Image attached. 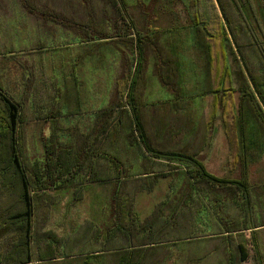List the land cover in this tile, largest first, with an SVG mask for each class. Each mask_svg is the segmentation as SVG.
Returning a JSON list of instances; mask_svg holds the SVG:
<instances>
[{
    "label": "trees",
    "instance_id": "trees-1",
    "mask_svg": "<svg viewBox=\"0 0 264 264\" xmlns=\"http://www.w3.org/2000/svg\"><path fill=\"white\" fill-rule=\"evenodd\" d=\"M84 1L92 19L90 30L75 37L83 43L75 65L62 68L52 83L26 68L20 98L0 84V264L58 256H83L81 264H243L250 252L236 235L245 229L253 232L258 264H264L257 238L264 220L251 217L249 182L250 167L264 158V0ZM161 5L182 6L188 23L153 25ZM131 8L151 24L138 29ZM99 14L107 17V29L100 28ZM184 33L196 44L204 72L188 84L172 67L179 60L165 61L163 46L186 42ZM84 52L89 60L82 64ZM147 63L169 95L165 102L148 98ZM164 64L169 75L163 74ZM117 75L113 100L94 109L100 82L110 89ZM219 118L239 180L213 176L198 159ZM37 121L50 128L42 159L32 158L26 145L27 125ZM168 177L166 198L140 220L136 196ZM94 184L112 188L108 226L97 235L62 239L43 230L59 202L51 191L74 188L77 201ZM211 189L229 191L232 198L212 199ZM239 192L243 201L233 198ZM246 216L252 222L241 225Z\"/></svg>",
    "mask_w": 264,
    "mask_h": 264
},
{
    "label": "crops",
    "instance_id": "crops-1",
    "mask_svg": "<svg viewBox=\"0 0 264 264\" xmlns=\"http://www.w3.org/2000/svg\"><path fill=\"white\" fill-rule=\"evenodd\" d=\"M85 3L84 0H0V84L7 94L13 98H20L23 95L26 91L24 84L29 77L28 68H36V74L39 80L52 83L54 80L60 79L59 76L61 75L62 68H69L76 64L77 54L83 51V48H80L83 43H76L75 37L83 31L90 30L87 29V26L90 24V19H92V15L89 12L91 9L90 7H85ZM133 10L134 8L130 10L132 17ZM164 13L170 17V22L164 26L155 23L153 25L171 27L188 23L186 13L182 6H169L165 9ZM98 18L102 20L103 24L100 28L107 29V17L99 14ZM77 21L79 22L78 26H76ZM81 25H84V27ZM137 28L139 29L138 26ZM145 28L143 27V29ZM168 35L171 39V35ZM183 35L186 37V42H164L163 46L166 48L164 58L165 61L171 59L177 62L179 60V63L172 65V67L179 69L176 75L180 76L182 81L188 84L187 82L194 83L197 81V77L199 75L203 76L204 72L202 63L199 61L200 64H198V48L192 42L191 35L186 33ZM85 53L83 54L82 64L89 60H87L88 54ZM12 68L19 70V80L14 78V70L12 71ZM168 68L165 64L163 65L164 75L171 73L168 71ZM144 74L147 80H149V85H152L147 90L149 100L151 99V102H153V98H155L158 102H165L169 98V95L165 92L163 85L159 83L160 81L158 82L156 78L154 79L153 66L150 63H147ZM102 85L106 87L104 90L106 91L107 85L105 80L100 82L99 86ZM191 88L195 89L194 85L190 84V90H192ZM46 92L47 90L45 89L43 94ZM101 106L102 103L98 107H94V109H98ZM72 121L76 122V118L72 119ZM37 122L44 123L45 121ZM45 125L50 129L47 122ZM57 206L58 203L52 206L53 211ZM64 207L65 211L88 210L90 213L84 215V219L76 226L68 225L69 230L65 225L58 227L56 232L44 227V231H50L60 239L75 235H97L99 227L103 229V227L108 226V222H111L113 216L111 212V215H107L105 218L103 213H100V210L106 211L105 209H107L108 205L88 206L84 209H80L78 206L71 204ZM110 207L112 211V204ZM155 208L148 216L152 215ZM134 209L135 214L139 217V214L136 212V209H138L137 205H135ZM52 216L49 224L51 221L53 223L55 222ZM70 217L77 218L78 215L74 213L71 215L69 213L61 215L62 221L67 220V223L71 221ZM83 227H87L86 230H83ZM102 232L104 231L100 230L99 233ZM2 236L6 237V233L2 234ZM100 239L102 241L105 238L101 236ZM82 258L84 257L76 256L63 259L61 256H58L57 259L46 262L64 261L70 262V264H81L82 262L80 260ZM35 264L39 263L37 262Z\"/></svg>",
    "mask_w": 264,
    "mask_h": 264
},
{
    "label": "rangeland",
    "instance_id": "rangeland-1",
    "mask_svg": "<svg viewBox=\"0 0 264 264\" xmlns=\"http://www.w3.org/2000/svg\"><path fill=\"white\" fill-rule=\"evenodd\" d=\"M29 5H31L29 3ZM165 9H162V5L160 6V9L158 11V21L154 22L157 25H167L170 22V17L165 15ZM134 20L139 27V29H143L147 25L148 22H150V17L147 18L146 15H144L138 8H135L132 12ZM153 22V20H152ZM151 24V22H150ZM135 38V37H134ZM14 70V71H13ZM13 76L16 80L20 79V72L16 68H12ZM13 78V79H14ZM118 80V75L116 79H114L112 86L110 89L105 90V86H98L95 92V98H94V105L93 107H98L100 103L103 104L104 100L112 101L115 96V87H116V81ZM103 87V88H102ZM104 94L106 95L104 97ZM153 102H158L153 98ZM90 118V115L89 117ZM46 122H31L27 125L26 128V145L29 150V153L32 158H38L42 159L44 158V143L43 139L50 134V129H48L45 125ZM49 124V123H48ZM205 132V131H204ZM203 132V133H204ZM209 138L207 141V145L204 147V149L201 151V153L198 156V159L202 161L205 164V167L207 171L212 174L213 176L217 178H224L227 180H239L241 178L240 168H231L229 164V143L227 139V135L225 133V130L223 129L222 123L220 118L217 119V121L214 124L213 130H209ZM201 139H199L200 141ZM198 141V142H199ZM171 177L163 178L159 180V182L156 184L153 191H143L139 193L136 196L135 199V205H137L136 212L139 214L140 220H144L149 214H151L152 210L155 208V206L159 203H161L167 196L169 192V186L171 184ZM249 182L251 184L252 188V197H253V215H251L252 219H255V223L258 222V220H264V158H262L259 162H256L253 164L249 169ZM211 198H229L232 193L226 190L222 189H211ZM112 188L108 185H101V184H94L86 187L84 197L81 200H74V188H66L62 190H54L51 191L53 195H60L59 196V202L56 209L51 211V216L54 218L55 222L49 224L50 220H48V223L46 224V229H51L53 231H57L58 227H62L63 225L66 226H76L79 224L83 219L84 215H87L90 213L88 210H77V211H65L64 206H68L69 204L78 206L80 209H84L88 206H95V205H108L106 211L100 210V213H103V215L110 216L111 215V207L110 202L112 199ZM219 194V195H218ZM235 200L243 201L242 194L239 192V195L233 197ZM57 204V203H56ZM103 208V207H102ZM236 208V207H235ZM62 209V210H61ZM97 212V211H94ZM69 213L71 214H77L78 217H70V220L67 223V220L64 222L62 221L61 215ZM93 213V212H92ZM104 218V219H105ZM234 218V215L233 217ZM51 219V218H50ZM250 217L246 216L243 220L240 221V224L242 225V221H244L245 225H249L252 220H249ZM53 220V219H52ZM234 221V220H232ZM64 224H63V223ZM61 223V224H60ZM64 226V227H65ZM57 227V228H56ZM56 230H55V229ZM257 238L258 242L261 243L258 244V249L260 252L262 250L264 251V228H259V231H257ZM252 231L245 229V231H241L237 237L242 236L243 239H245L250 256L247 261H245L243 264H258L259 263V257L255 253V245L252 244ZM176 251V250H175ZM189 252L185 255H188ZM264 254V253H262ZM177 252H173V256H177ZM188 257V256H187ZM170 261V260H169ZM173 264V261L170 262ZM39 264H70V262H64V261H57V262H46V263H39Z\"/></svg>",
    "mask_w": 264,
    "mask_h": 264
}]
</instances>
